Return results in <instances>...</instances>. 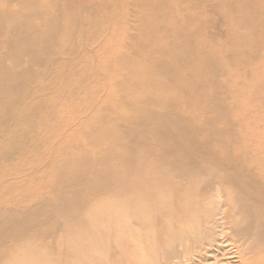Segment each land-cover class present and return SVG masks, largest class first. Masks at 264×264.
I'll list each match as a JSON object with an SVG mask.
<instances>
[{
    "label": "bare ground",
    "instance_id": "bare-ground-1",
    "mask_svg": "<svg viewBox=\"0 0 264 264\" xmlns=\"http://www.w3.org/2000/svg\"><path fill=\"white\" fill-rule=\"evenodd\" d=\"M0 264H264V0H0Z\"/></svg>",
    "mask_w": 264,
    "mask_h": 264
},
{
    "label": "rangeland",
    "instance_id": "rangeland-1",
    "mask_svg": "<svg viewBox=\"0 0 264 264\" xmlns=\"http://www.w3.org/2000/svg\"><path fill=\"white\" fill-rule=\"evenodd\" d=\"M60 32H61V31H60ZM115 74H116V72H115ZM51 127H53V125H52ZM54 127H56V126L54 125ZM30 189L32 190V188H30V187H29V189L27 188L28 191H29ZM33 190H34V188H33ZM35 191H36V190H35Z\"/></svg>",
    "mask_w": 264,
    "mask_h": 264
}]
</instances>
